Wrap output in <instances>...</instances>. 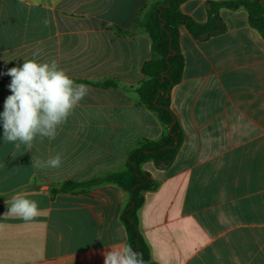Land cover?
Returning <instances> with one entry per match:
<instances>
[{
	"label": "crops",
	"instance_id": "0c3cea01",
	"mask_svg": "<svg viewBox=\"0 0 264 264\" xmlns=\"http://www.w3.org/2000/svg\"><path fill=\"white\" fill-rule=\"evenodd\" d=\"M162 1L0 0V113L11 95L8 69L37 52L89 88L56 138L37 137L30 150L5 142L0 121V196H8L0 264H104L108 247L127 245L128 195L107 177L125 169L138 141L166 132L138 94L154 57L141 23ZM228 1L238 0H187L180 9L205 24L209 3ZM219 17L203 39L180 27L184 69L171 107L184 142L169 167L142 166L158 184L138 212L156 264H264V38L241 6ZM58 153L60 167L33 166ZM16 193L37 201L40 215L3 218Z\"/></svg>",
	"mask_w": 264,
	"mask_h": 264
},
{
	"label": "trees",
	"instance_id": "16d2710c",
	"mask_svg": "<svg viewBox=\"0 0 264 264\" xmlns=\"http://www.w3.org/2000/svg\"><path fill=\"white\" fill-rule=\"evenodd\" d=\"M187 0H163L152 5L141 25L152 40L154 57L142 66L147 78L138 88L141 102L153 111L165 127V135L159 140H140L127 154L125 169L108 175L107 180L121 187L128 195V202L121 214V221L127 232V245L142 255L144 264H156L139 226L138 212L143 206L145 193L158 187L151 175L142 169L143 164L153 162L164 169L175 160L183 142L184 132L171 107V91L182 80L184 57L179 46V29L185 26L196 39H203L218 31L219 12L223 8L243 7L250 25L264 38V6L260 1L238 0L209 3L208 21L198 24L183 14L180 9ZM106 85H114L110 82ZM173 124L172 129L170 126ZM91 180L85 183L67 182L53 187V193L73 192L80 187L97 183ZM8 196H0V200Z\"/></svg>",
	"mask_w": 264,
	"mask_h": 264
},
{
	"label": "clouds",
	"instance_id": "9594fccd",
	"mask_svg": "<svg viewBox=\"0 0 264 264\" xmlns=\"http://www.w3.org/2000/svg\"><path fill=\"white\" fill-rule=\"evenodd\" d=\"M19 2L24 3V0ZM38 54L6 73L11 77L8 85L11 95L4 101L0 121L3 140L13 143L17 149L23 145L30 150L37 137L55 139L58 128L66 123L89 92L87 85L77 84L55 60H37L35 56ZM61 163V154L58 153L45 162L37 160L33 166L58 168ZM5 203L8 210L3 218L15 216L30 222L40 215L38 202L27 198L24 193H16ZM104 264H144V261L130 245L111 246L104 253Z\"/></svg>",
	"mask_w": 264,
	"mask_h": 264
},
{
	"label": "water",
	"instance_id": "95a60500",
	"mask_svg": "<svg viewBox=\"0 0 264 264\" xmlns=\"http://www.w3.org/2000/svg\"><path fill=\"white\" fill-rule=\"evenodd\" d=\"M172 127H173V124L170 126V128H169V129L171 130V129H172Z\"/></svg>",
	"mask_w": 264,
	"mask_h": 264
}]
</instances>
